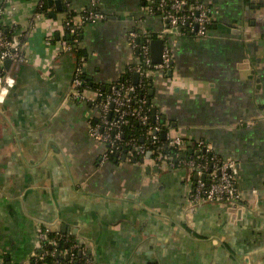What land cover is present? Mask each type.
I'll return each instance as SVG.
<instances>
[{
  "label": "crops",
  "instance_id": "crops-1",
  "mask_svg": "<svg viewBox=\"0 0 264 264\" xmlns=\"http://www.w3.org/2000/svg\"><path fill=\"white\" fill-rule=\"evenodd\" d=\"M152 1L103 0L107 19L82 28L92 82L109 88L136 64L131 32L162 40ZM62 2L40 19L35 0L13 2L8 29L29 62L5 68L16 84L0 107V264L30 263L40 225L64 227L94 264H264V9L212 0L209 38L167 37L173 73L150 96L165 136L184 137L186 154L205 141L240 166L241 203L190 206L186 169L101 164L106 147L89 134L91 105L72 97L76 62L62 50L65 2L78 15L90 0Z\"/></svg>",
  "mask_w": 264,
  "mask_h": 264
},
{
  "label": "built area",
  "instance_id": "built-area-1",
  "mask_svg": "<svg viewBox=\"0 0 264 264\" xmlns=\"http://www.w3.org/2000/svg\"><path fill=\"white\" fill-rule=\"evenodd\" d=\"M35 1L37 11L34 19L46 17L48 12L42 10L43 1ZM13 2L14 0H4L0 8V105L5 103L16 84L14 77L6 71L5 62L20 64L29 62L22 42L16 36H8L5 31L8 26L9 28L13 26V21L15 22ZM102 2L103 0H90L89 8L70 20H67L66 13V25L71 29L70 35L75 37L73 43L77 46L82 45L77 38L82 27L107 19ZM212 6V0H159L156 10L167 25V29L159 34V38L165 43L162 62L154 64L152 61L151 42L154 39L152 35L136 31L129 34V44L137 55V62L129 67L128 71L139 74L138 83L142 84L144 79L148 78L155 79L173 68L174 59L172 49L167 43L168 36L190 34L200 39L210 37V29L215 20ZM66 10H72L69 2H65ZM179 28L182 32H179ZM142 38L145 40L140 44L139 40ZM62 48L64 52L73 50V46L67 42H64ZM85 66L82 60L76 64L72 80V97L77 103H87L92 107L93 115L88 122L89 134L106 147L100 159L101 164L115 159L129 163L150 162L165 169H186L190 180L186 200L190 206L242 202V191L238 187L240 166L236 160L221 157L214 152L213 146L205 141H199L195 146L197 154L188 157L187 140L181 135L168 133L164 137V124L159 116H155L154 120L150 115L146 99L136 100L132 97L137 85L117 83L112 86L109 94H104L99 89L83 88ZM131 120L145 128L142 143L135 137L124 140L123 128L129 126ZM166 149L172 150L173 153H164ZM149 153L151 157L147 158ZM38 230L41 251L34 260L43 264H64L59 261L47 263L45 259L61 253L57 250L58 243L62 240L70 242V236L46 225H40ZM47 245L53 248L52 253L46 251ZM75 250H78L82 257L81 264H94L88 249L76 241L71 244L70 249L63 251V255H69L72 261H78Z\"/></svg>",
  "mask_w": 264,
  "mask_h": 264
},
{
  "label": "trees",
  "instance_id": "trees-1",
  "mask_svg": "<svg viewBox=\"0 0 264 264\" xmlns=\"http://www.w3.org/2000/svg\"><path fill=\"white\" fill-rule=\"evenodd\" d=\"M42 1L44 3L42 10L48 12V10H49V0H42ZM153 2H154L153 11H154V13L156 15H158L159 12L156 10V6L158 5L159 0H154ZM66 13H67V20H70V19L76 17V14H75V12L73 10H71V11L66 10ZM5 31H6V34L8 36H10V37L12 36V32H13L12 30L6 28ZM70 31H71V29L68 28V26L66 25V36H65L64 40H65V42H67L68 44H71L73 46V50L70 53L74 56L76 64H77V62L79 60H82V62L84 64H86L87 51L84 49V47H82V45L79 47V46H77L76 44L73 43V39L75 37L70 35ZM77 38L80 41V43L82 44V31L79 32V36H77ZM144 40L145 39H143V38L140 39L139 43L140 44L144 43ZM137 53H138V51H137ZM133 74L134 73L131 72V71L126 72V74H124L112 86L116 85L117 83H120V84L125 83L126 85L134 84V82H133ZM82 79L85 82L83 88H89L91 90L99 89L104 94H109L111 92L112 86L108 88V87H104V86H102L100 84H96V83L92 82L88 78V76L86 75V72L83 73ZM152 87H153V83H152L151 79L150 78L144 79V82L142 84H141V82L137 84L136 92L132 96V97L136 98V100L146 99V101H147L146 106L150 107V115L151 116H153V106H152V102L150 100L149 91H150V89ZM123 131H124V133H123L124 134V140H128L131 137H135V138H138V142L139 143H142L143 136L145 135V128L142 125L138 124V122H135V121L131 120L130 121V125L127 126V127H124ZM126 151H127V149H126ZM164 153H173V151L170 150V149H166ZM196 154H197V152L196 153H189L188 157L189 156H195ZM70 239H71L70 242H66V241L62 240V241H60L58 243L57 250L61 252L60 254H62V252L65 249H70L71 244L75 243V240L72 237H70ZM45 249L49 253H52V251H53V248L50 245H47ZM57 254L54 257L53 256H48L45 259V261L47 263H51L53 261H59V262L64 263V264H81V262L83 261V260H81L82 257L79 254L78 250H75V255H76L78 261L77 260H73L72 261L71 257H69V259L58 258ZM30 264H43V263L41 261H36V260L33 259L30 262Z\"/></svg>",
  "mask_w": 264,
  "mask_h": 264
},
{
  "label": "water",
  "instance_id": "water-1",
  "mask_svg": "<svg viewBox=\"0 0 264 264\" xmlns=\"http://www.w3.org/2000/svg\"><path fill=\"white\" fill-rule=\"evenodd\" d=\"M257 2V3H256ZM250 3H252V6L250 9H252L255 12L260 11L261 9H264V0H250ZM49 4L50 6H56L57 11H63L64 7H63V2L62 0H49ZM53 15V17L55 16V14H51ZM179 32H182V29L179 28ZM164 41L163 40H153L151 42V50H152V61L154 64H159L162 62V53H163V49H164ZM13 63L11 61H6L5 62V68H9ZM172 69L168 71L167 76H171L172 75ZM153 78H151L152 80ZM139 82V74L135 73L134 75V85H137ZM154 93L153 88L150 89L149 91V95L152 97ZM1 107V105H0ZM155 115H156V109H153V119L155 120ZM163 136H165V132H163ZM185 156V154H184ZM147 158H150L151 155L150 153L147 154L146 156ZM66 232L65 228H60V232ZM58 258H66L69 259V255H62L60 253L57 254Z\"/></svg>",
  "mask_w": 264,
  "mask_h": 264
}]
</instances>
